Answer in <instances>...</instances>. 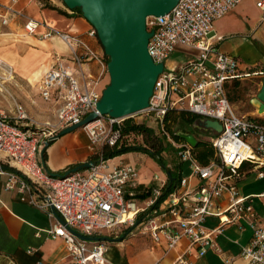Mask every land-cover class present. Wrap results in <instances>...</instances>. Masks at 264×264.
<instances>
[{"label":"built area","instance_id":"built-area-1","mask_svg":"<svg viewBox=\"0 0 264 264\" xmlns=\"http://www.w3.org/2000/svg\"><path fill=\"white\" fill-rule=\"evenodd\" d=\"M17 1L0 0V26L22 19L27 34L60 40L68 55L55 53L52 65L37 81L40 98L55 111L53 121L46 120L43 126L28 116L11 91L15 69L0 55V103L6 102L4 107L0 104V160L14 167L6 169L0 164V174L7 176L6 189L17 190L46 214L49 232L60 236L67 246L69 264H106L107 240L101 237L115 238L125 229V235L149 236L163 246L164 254L184 243L171 264H192L191 258L209 250L222 254L216 236L225 227L241 222L251 229L248 242L239 252L242 264H264V190L240 192V182L248 173L264 178V123L257 120L259 112L255 116L237 114L226 93L228 81L262 76L264 70L243 68L238 57L220 50L217 44L222 36L213 28L216 19L242 0H178L168 13L147 16L146 29L153 30L148 53L154 63H163L147 107L120 118L98 113L82 125L95 158L88 168L67 174L66 170L53 174L43 162L38 163V157L59 130L96 111L109 80L107 61L82 36L27 15ZM255 4L264 10V0ZM87 35L96 37L92 26ZM178 45L198 53L169 67L166 62ZM90 61L98 67L96 74L84 68ZM173 110L216 119L221 124L220 132L210 130L206 136L213 148L207 163H200L192 147L166 129L164 118ZM136 114L142 115L143 124L164 138L189 169L168 192V178L152 174L148 182L141 183L148 192L142 205L129 190L140 184L138 168L127 162L112 163L103 150L105 146L143 145L134 140L123 142L125 120ZM245 164L250 165V171L243 168ZM169 170L166 166V174ZM256 199L262 203V212L254 205ZM208 218H216L217 223L209 226ZM227 261L235 264L234 260ZM151 264H162L161 258Z\"/></svg>","mask_w":264,"mask_h":264},{"label":"crops","instance_id":"crops-1","mask_svg":"<svg viewBox=\"0 0 264 264\" xmlns=\"http://www.w3.org/2000/svg\"><path fill=\"white\" fill-rule=\"evenodd\" d=\"M1 1L6 2L7 0ZM17 6L33 18L45 20L52 26L60 29H68L82 36L99 54L103 55L107 61V57L104 54L97 36L90 37L87 35V31L91 28V24L81 13H77V10L68 9L62 0H18ZM258 9L262 12V16L259 19V22H262L264 21V10ZM58 10H62L65 13H61ZM22 24V19H18L15 22H10L8 25L0 26V54H4L9 58V62L15 64L19 58H28V55L20 56L14 52L16 50L13 49V46L16 45L17 42H23L25 48H28L27 45H38V47L42 48V50L39 51L40 57H38L35 64L31 65V68H27L23 64L20 65L22 66L20 67L22 71H29L30 75L36 77L35 86H37L39 78L52 65L54 54L59 53L67 56L68 51L64 43L56 38L41 39L36 35L27 34ZM256 29L257 28H253L250 30L251 39H248H250L249 43H251V40H254L260 44V49L262 51L259 53V58L247 62L239 60L243 68L264 70V31L259 34L256 32ZM216 35L222 36L223 39L222 34ZM10 38H14L13 41L15 42L11 45H6L7 39ZM190 56L192 55L186 56L180 63L184 62ZM84 66L93 74L97 73L98 67L95 62H87ZM262 77H264V75H253L249 77L255 78L253 80L256 84L257 92L261 86ZM230 82L232 81H228L227 83ZM15 86L16 80L14 79L11 88ZM15 95L26 110V103L21 96L17 93ZM238 100L239 97H236V100L232 101V104H236ZM46 104L48 105L49 114L52 117V119L49 120H53L55 117L54 107L50 103ZM255 108V110H258L257 105H255ZM246 114L253 116L249 114V112H246ZM261 117H264V114H261ZM203 130L205 132L210 131V129ZM84 134H82L80 130H73L53 140V142L45 148L46 157L43 159L44 166L53 172H57L67 170L69 166H76L91 160L88 138L86 134ZM41 157L43 158V155H41ZM111 162L129 163L130 157L127 152L121 153L112 157ZM179 168L182 170L181 175H183L182 163L179 165ZM243 168L250 171L249 164H245ZM252 174L253 173H248L246 178L240 182V192L242 194L258 193L264 190L262 189L264 185L256 190L252 188L249 183L256 180H264V178H256L254 174V177L251 179L250 175ZM150 178L151 175L141 176L139 178L140 184L136 187L129 188V190L135 193V199L139 205H142L144 199L148 196V192L142 189L141 183L148 182ZM6 179V174H0V264H36L38 261L44 264H69L70 260L67 246L60 236H55L49 232L50 220L46 214L29 204L25 195L19 193L17 190L6 189L4 187ZM254 205L259 212H262V203L260 200L256 199ZM207 223L209 226H213L217 223V219L208 218ZM125 233V231H122L119 236L115 237L116 240L107 241V247L104 253L107 260L106 264H151L158 258H161L162 264H171L179 248L184 245V243H181L180 246L176 247L174 250L164 254L163 246L155 244L149 236L142 234L125 235ZM250 236L251 229L245 222L229 225L215 238L216 243L223 251L222 254L219 255L209 250L205 255L199 258H191L193 261L192 264H230L227 259L234 260L235 264H242L239 252L241 247L248 242Z\"/></svg>","mask_w":264,"mask_h":264},{"label":"water","instance_id":"water-1","mask_svg":"<svg viewBox=\"0 0 264 264\" xmlns=\"http://www.w3.org/2000/svg\"><path fill=\"white\" fill-rule=\"evenodd\" d=\"M62 2L70 10L79 8L83 17L94 28L108 58L106 65L109 80L96 103V111L90 112L80 122L59 130L53 136L54 139L92 121L98 113L120 118L131 116L147 107L156 78L163 69V63H154L148 53L147 43L153 30L146 29V17L168 13L178 0H62ZM254 102L259 111L264 110V77ZM196 121L199 128L221 131V124L216 119L199 118ZM175 134L191 147L198 141L191 133ZM49 144L50 141L46 142L42 150ZM91 163L89 160L78 164L65 173L86 169ZM167 175H170L169 171ZM71 231L85 237L72 229ZM101 239L116 240L107 236Z\"/></svg>","mask_w":264,"mask_h":264},{"label":"rangeland","instance_id":"rangeland-1","mask_svg":"<svg viewBox=\"0 0 264 264\" xmlns=\"http://www.w3.org/2000/svg\"><path fill=\"white\" fill-rule=\"evenodd\" d=\"M77 13H80V11L77 10ZM261 16L262 12L255 6V0H244L234 9L227 12L223 17L217 19L213 26L214 32L216 34L223 35V39L218 43V48L238 57L244 62L258 59L259 53L262 51L260 49V44L254 40H251V43H249V40L251 39V29L257 28L256 32L259 34L264 31V21L259 22ZM13 39L14 38L7 39L6 45H11L13 42H15ZM27 46L28 48H25L23 42H17L16 45L13 46V49L16 50L14 52L20 56L28 55V58H19L17 63L13 64L15 73L17 72L14 78L16 80V86L13 88L10 86V88L12 89L11 91L13 93L19 94L26 103V112L28 116L35 120L37 124L43 126L42 123L44 121L52 119L47 108L48 105L39 96L38 88L35 86L36 77L30 75L29 71L24 72L22 71V68H20L22 67L20 66L21 64L27 68H31V65L35 64L36 60H38V57H40L39 51L42 50V48L38 47V45ZM197 53L198 51L191 47L178 45L176 50L170 54L168 58L169 62L167 61L166 65L169 67L176 66L183 59H185L186 56L196 55ZM0 55L10 61L9 58L4 54L1 53ZM84 68L85 70H89L85 66ZM253 79L255 78L247 77L238 80L240 82L241 94L238 96V102L236 104H232L233 109L237 114H246V112H249V114L254 116L257 115L258 112V115L264 114V110H255L256 103L254 100L256 98L257 90ZM232 83L233 82L228 83L229 89L231 88ZM0 104L2 107H4L6 102L2 101ZM131 120L134 122L143 123V117L141 114L134 115ZM77 130H80L82 134L85 133L81 128L76 129V131ZM174 130L175 132L191 133L197 140H205L206 136L210 134L208 131L205 132L203 128H199L197 121H195L192 125L179 123L174 127ZM38 131L40 132V129ZM157 137L161 138L163 142L162 144L166 146V148L161 151L160 158L166 163L167 169L170 168L171 170L175 171L181 162L177 158L175 151L168 144V142L160 136ZM129 140H134L137 144H145L143 137H138L133 132H129L123 136L124 143ZM127 154L130 157L129 163L135 165L138 168L140 177H144V175H152L154 173H157L160 177H168L166 174V168L162 167L161 162L157 159V157L152 156L150 153L136 149L127 151ZM90 157L91 159L95 158L94 154H91ZM42 161L43 158L41 156L38 157V163L42 164ZM0 164L4 165L8 163L5 160H0ZM187 174L188 166L186 163H184L183 175ZM253 177V174L250 175L251 179ZM249 184L255 190L257 188L260 189L261 186L264 185V180H256Z\"/></svg>","mask_w":264,"mask_h":264},{"label":"trees","instance_id":"trees-1","mask_svg":"<svg viewBox=\"0 0 264 264\" xmlns=\"http://www.w3.org/2000/svg\"><path fill=\"white\" fill-rule=\"evenodd\" d=\"M55 8V7H54ZM74 10H79V8H76ZM61 13H65L62 10H58ZM81 13V11H80ZM108 60V58H107ZM257 70V68H254ZM233 83L231 84V88L229 89L228 83L226 84V93L227 97L230 102L236 100V97H238L241 94V88H240V82L238 80H233ZM200 116L179 110V111H170L167 113V115L164 118L165 121V127L166 129L173 135V137L177 140L182 139L181 137L177 136L175 134L174 127L179 124L183 123L186 125H192ZM257 120L264 123V117H257ZM129 132H133L134 134L141 135L144 139L145 144L139 145V146H120V147H109L105 146L103 148L104 155L106 158H112L116 155H119L121 153H125L129 150H141L146 153H150L152 156L157 157V159L161 162L162 167L166 168V163L160 158V153L162 150L166 148L162 143V139L157 137V135L154 133L152 128L147 127L143 123L134 122L131 120V118H127L125 120V125L123 127V135L128 134ZM53 141H50L52 143ZM193 154L197 158V160L205 164L208 162L209 158L213 155V148L211 144L206 140H198L196 145L191 148ZM43 159L46 157V149L42 151ZM3 168L6 169H14L13 166L9 164L1 165ZM73 166H69L67 169H71ZM170 175L167 177V186L165 192L170 191L174 186H176L179 177L181 176L180 168L178 167L175 171L169 170ZM53 174H60L63 171H57L53 172ZM146 195V194H145Z\"/></svg>","mask_w":264,"mask_h":264},{"label":"bare ground","instance_id":"bare-ground-1","mask_svg":"<svg viewBox=\"0 0 264 264\" xmlns=\"http://www.w3.org/2000/svg\"><path fill=\"white\" fill-rule=\"evenodd\" d=\"M11 64H13L12 62H10Z\"/></svg>","mask_w":264,"mask_h":264}]
</instances>
